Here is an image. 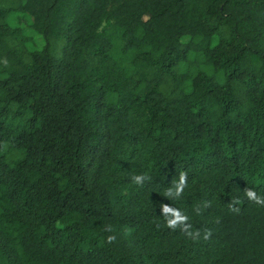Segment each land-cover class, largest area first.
<instances>
[{
  "label": "trees",
  "instance_id": "1",
  "mask_svg": "<svg viewBox=\"0 0 264 264\" xmlns=\"http://www.w3.org/2000/svg\"><path fill=\"white\" fill-rule=\"evenodd\" d=\"M249 190L264 0H0V264H264Z\"/></svg>",
  "mask_w": 264,
  "mask_h": 264
},
{
  "label": "clouds",
  "instance_id": "2",
  "mask_svg": "<svg viewBox=\"0 0 264 264\" xmlns=\"http://www.w3.org/2000/svg\"><path fill=\"white\" fill-rule=\"evenodd\" d=\"M141 179H142L141 177H135V180H136L137 182H139ZM183 180H184V177L182 176V177H181V181H182V183H183ZM247 196H248L250 199L255 200L257 203H264V201H262L259 197H257L256 194H255V192H253V191H251V190L247 191ZM165 211H166V212H167V211H170V209H168L167 207H165ZM175 215H176L177 220L183 219V218L179 215V213H176ZM176 222H177L176 220L169 221V226H170V227L175 226ZM114 239H115V237H109V241H110V242H111L112 240H114Z\"/></svg>",
  "mask_w": 264,
  "mask_h": 264
},
{
  "label": "rangeland",
  "instance_id": "3",
  "mask_svg": "<svg viewBox=\"0 0 264 264\" xmlns=\"http://www.w3.org/2000/svg\"><path fill=\"white\" fill-rule=\"evenodd\" d=\"M40 41H41V40H40V39H38V43H40Z\"/></svg>",
  "mask_w": 264,
  "mask_h": 264
}]
</instances>
